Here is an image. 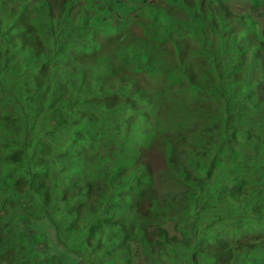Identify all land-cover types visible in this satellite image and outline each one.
<instances>
[{"label":"trees","instance_id":"1","mask_svg":"<svg viewBox=\"0 0 264 264\" xmlns=\"http://www.w3.org/2000/svg\"><path fill=\"white\" fill-rule=\"evenodd\" d=\"M25 1L0 9V204L24 187L36 200L44 217L25 231L38 264L77 263L79 249L49 239L47 228L62 218L65 231L84 236L79 246L95 251L96 235L115 230L110 239L114 251L126 249L124 264H137L132 243L163 261L168 251L182 253L176 246L189 247L177 264H264V169H252L257 161L264 168V32L253 16L264 0H250L248 11L196 0L194 28L184 33L170 31L180 0H160L156 17L148 0L126 8L119 0H36V14ZM123 10L131 14L126 30ZM159 75L156 87L150 78ZM175 110L199 120L162 129L155 119ZM29 128L45 140L18 141ZM65 163V208L49 209L58 194L45 177ZM129 200L145 225L109 219ZM182 213L193 229L180 237L164 224ZM95 251L80 256L85 264H98ZM15 253H0V262L20 263Z\"/></svg>","mask_w":264,"mask_h":264},{"label":"rangeland","instance_id":"2","mask_svg":"<svg viewBox=\"0 0 264 264\" xmlns=\"http://www.w3.org/2000/svg\"><path fill=\"white\" fill-rule=\"evenodd\" d=\"M13 1H20V0H0V9L2 11H5V13L11 8V5L13 3ZM36 0H27L25 1L26 3L30 4V10L31 12H34V6H36V3L34 2ZM130 0H119V2L121 4H124L125 8L128 6ZM133 1V0H132ZM135 1V0H134ZM138 0H136L137 2ZM150 1V5H154L151 6L152 11L154 13V17L157 16L158 11H160V8L163 7L160 4V0H148ZM163 3L167 4L166 1H174V0H161ZM181 2L178 4V8L176 9V11H178L177 13H175V17L177 19H179L178 23H174L173 22V17L171 15L170 16V21L173 23L171 24V30L172 33H175L178 29L181 30L182 33L185 32L186 29H193L194 25H193V21L192 19H190L189 17L194 15V11H193V5L195 4L196 0H180ZM202 2L200 3V5L204 8L205 5L207 3H209L211 6H209L210 8H212L213 10H215L216 8H218L219 6L215 5L212 1L210 0H201ZM227 1V0H226ZM229 5L231 6H235L236 9L238 11H242V10H247L250 9L251 7V1L250 0H229L228 1ZM28 4V6H29ZM136 3H134L135 5ZM80 3H76L75 5V10L78 9L80 10L81 5ZM255 9L254 12V17L257 19V21L260 23L258 24V28H259V32H264V3H260ZM0 10V17L2 16V12ZM37 10V9H36ZM144 10L146 11L147 9L144 8ZM134 12V10L132 11ZM137 12V11H136ZM166 12V11H165ZM38 13V12H37ZM138 13V12H137ZM36 14V13H35ZM159 14V13H158ZM120 16L123 18V23L125 21V30L128 29V23H126V20L131 18V14L130 13H126L125 10L120 11ZM247 24H248V18L246 19ZM138 22H141V20L138 18ZM143 22V21H142ZM246 24V25H247ZM118 28L124 30L123 24L120 22L118 24ZM144 29H146V31L148 32H154L156 31L158 28L157 27H150L148 24L147 26L144 27ZM188 32V31H186ZM137 43V42H134ZM23 79V77L21 78ZM165 79L164 75H159L157 77L153 76L152 78H150L151 83L154 86H159L160 83H162V81ZM181 95V94H180ZM179 95V97H180ZM151 107L152 109H156V106L151 103ZM248 118H246L245 120H247ZM158 123H160L162 129L163 127H173V126H178L179 125V121H181L183 123V126H187V127H191L192 125L196 124L199 120V116L198 114H192L189 117L183 119L179 116L178 112H176V110L172 113V114H168L167 112H161L159 114V116L155 119ZM172 130V128H171ZM158 131H161L158 128ZM27 135H29L32 139L33 138H38L40 141H42L45 137L42 136H38L37 134L34 133L33 129L29 128L26 129L25 133H22L20 136L17 137L18 141H22V139H28ZM45 140V139H44ZM255 154V153H254ZM254 154H251V156H253ZM248 163L252 164V160L248 161ZM263 161H257L256 166H254L253 164V172L259 173L260 171H262L263 168ZM68 164L65 163L64 167L66 168L65 171H62L61 169H57V167H55V165L51 166L48 175L45 177V183L51 188V190L55 191L58 194V198L54 201V203H48L45 206L49 207V209L51 208H58L60 210H63L65 208V202L62 200V198L60 197L61 194H63L64 192L62 191V189L60 188V185L63 183V175H65L68 171ZM248 168V167H245ZM0 170H4V169H0ZM1 173V171H0ZM87 177H83V180H85ZM0 181L1 178H0ZM264 183V182H263ZM262 183V184H263ZM261 184V190H264V185ZM28 188L24 187L21 189L22 192H13L12 194H10L11 196L9 198H7V200L4 201V203L1 205L0 204V237L2 236V239L0 240V253H4L5 251H8L9 249H14V251H16L15 253V257L17 259V261L19 260L20 263L18 264H38L39 259L33 254V249L32 247L34 245L30 244V235L31 234H26L25 231V223L32 221V218H35L36 220V224H38L42 217L43 214L39 212V209L41 210V208L37 205L36 200H33L32 198H30V195L28 193ZM204 193L206 194V190L204 191ZM5 196L4 194L2 195L0 193V199H4ZM1 203V201H0ZM130 204V200L127 202V207L125 208V210L123 211L122 214H118V213H114L115 215L113 216L112 213L109 216V219L111 220H116L119 218H124L125 221H137L140 224H146V220L144 219L142 216H137L135 211H133V208H131L129 206ZM11 206V210H9L7 207ZM32 215H35L32 216ZM104 215V212H103ZM93 217L92 219L90 218L89 221H94L96 222L99 218ZM181 217L183 219H181ZM46 219V218H44ZM206 217L204 216V218L202 220H205ZM174 220L178 221V220H182V225H188L183 229H178L174 227ZM202 220H197L198 225H200L201 227L203 226V223L205 221L202 222ZM191 221V217L188 215H184L182 214H174L173 218H169L166 220L164 226L165 228H167L169 230L170 233H174L179 235L180 237L187 236L188 233L190 232V230L193 229V227L190 224H187ZM242 222H246L245 225H247L248 227L250 226V224H248V222L245 219H242ZM66 223H67V219L66 218H62L59 219L56 222V227L54 228L52 226L48 227L47 230L49 232V239L51 240V244L53 245H57L59 246L62 250H64V245L61 243V240L58 238L60 236L61 239L66 240V245L70 246V247H75L77 249L80 250V255L78 256V261L76 264H85L84 263V258L85 256H89V254H92V251L94 252V247L93 246H87V244L85 246L82 247L79 246V244H81L82 239L84 240L85 238H83L84 236H81L80 234H78L77 232H67L65 231L66 229ZM236 223L232 222L230 225L234 226ZM103 229H108L107 225H103L102 226ZM229 228V227H227ZM226 228V229H227ZM30 230L31 232H35L36 234H40V231L38 228H36V226H31L27 229ZM103 236L100 235V233L98 235H96L97 238L101 239L102 241V247H98V249H100L99 251L96 250L95 251V255H96V259L98 264H103V263H108V264H124V260L127 257L126 256V249H122V250H118L117 252L113 250V242L110 239V237H117L115 235L116 231L115 230H110L108 229L107 233L102 234ZM116 239V238H115ZM119 240V239H117ZM94 242L97 243V239H94ZM134 246V255H135V259L137 264H177L181 261V257L183 256V258H187V253H188V248L189 247H185L183 248L182 246H176V250L181 249L182 253L181 254H176L175 252H170L168 251V260L167 261H163L162 259L159 260V257L156 255L152 256V253L150 251L147 252H143V250L141 248H139L136 244L132 243ZM78 245V246H77ZM97 245V244H96ZM98 245H99V241H98ZM120 245V244H119ZM123 245V244H122ZM46 249L49 250L50 248H46L43 247L42 245H39L37 247V249ZM32 249V250H31ZM108 250L110 255H104L102 256L100 253L102 251ZM187 250V252L185 251ZM78 251V250H77ZM78 253V254H79ZM70 254V253H69ZM74 255V253L72 254ZM83 257H80V256ZM59 260L61 262H66L65 257L62 255L58 256ZM69 258V257H68ZM71 260L68 259V262H70ZM76 262V261H75ZM0 264H9L6 261H1ZM129 264V263H127Z\"/></svg>","mask_w":264,"mask_h":264},{"label":"clouds","instance_id":"3","mask_svg":"<svg viewBox=\"0 0 264 264\" xmlns=\"http://www.w3.org/2000/svg\"><path fill=\"white\" fill-rule=\"evenodd\" d=\"M210 1L214 2V0H210Z\"/></svg>","mask_w":264,"mask_h":264}]
</instances>
